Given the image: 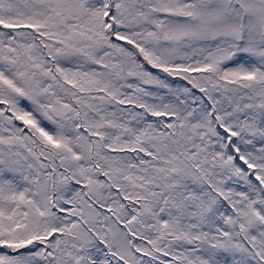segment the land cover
<instances>
[{"label":"snow or ice","instance_id":"obj_1","mask_svg":"<svg viewBox=\"0 0 264 264\" xmlns=\"http://www.w3.org/2000/svg\"><path fill=\"white\" fill-rule=\"evenodd\" d=\"M0 264H264V0H0Z\"/></svg>","mask_w":264,"mask_h":264}]
</instances>
